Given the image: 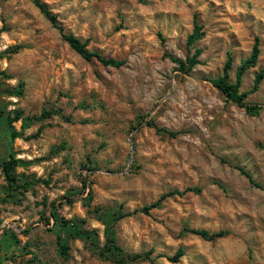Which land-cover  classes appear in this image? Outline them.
<instances>
[{
  "label": "rangeland",
  "instance_id": "374dc122",
  "mask_svg": "<svg viewBox=\"0 0 264 264\" xmlns=\"http://www.w3.org/2000/svg\"><path fill=\"white\" fill-rule=\"evenodd\" d=\"M39 1L65 33L122 65L82 59L32 0H0V98L21 111V137L2 134L3 157L20 163L15 187L0 169V264H120L107 238L154 260L128 264H264V79L252 90L264 68V0ZM194 16L204 35L188 46ZM255 38L258 58L238 89L261 107L250 115L211 80L230 59L234 84ZM195 50L186 74L168 58ZM43 111L52 115L33 122ZM62 221L93 238L71 237ZM185 229L226 235L206 241Z\"/></svg>",
  "mask_w": 264,
  "mask_h": 264
},
{
  "label": "trees",
  "instance_id": "16d2710c",
  "mask_svg": "<svg viewBox=\"0 0 264 264\" xmlns=\"http://www.w3.org/2000/svg\"><path fill=\"white\" fill-rule=\"evenodd\" d=\"M34 5L40 10V12L44 15V17L55 27L62 38V40L67 43V45L82 59L86 61L96 60L99 63H101L104 66H109L113 68H118L122 65V62L114 60V59H108L104 58L100 53L96 51H89L86 48V43L82 42L80 39H78L76 36L72 34H67L63 31V29L58 25V22L56 20V17L52 15L45 7L44 4H42L39 0H32ZM204 33L202 31V26L198 24L196 17H193V28L192 32L187 38V45L191 46L194 43L198 42L202 39ZM18 49V48H16ZM15 50L14 52H16ZM201 51L195 50V52L191 56H187L184 60L174 58L172 56H168V58L175 64H177L180 72L183 73H189L195 65L199 63L198 57L200 56ZM259 55V40L258 38L254 39V44L252 47V50L250 52V55L243 61L240 62L239 66L236 68V77H235V83L232 84L229 81V75L228 70L231 67V61L228 59L223 67V71L221 76L212 79L211 83L229 100H231L233 103L243 107L245 111L250 115H258L261 107L255 104H249L245 102L246 93H239L238 89L241 85V78L243 74L250 68L254 67L257 61ZM264 79V68L259 70V72L256 74L254 81H253V87L252 90H256L259 86V84ZM22 84L19 85L16 89V94L13 95H20L22 93ZM52 115L49 111H43L40 114V117L34 118L33 122L38 123L42 121L45 118H48ZM21 119V111L19 110H7L6 105L4 102H2L0 98V128H1V134L8 133L11 140H14L16 138L21 137V132H18L14 126L13 123ZM147 125L150 127H153L157 133H165L169 137H175L179 134V132L169 131L163 128L157 127L153 122L149 121L147 122ZM20 163L19 160L15 159V157L11 154L7 155V157H3L0 160V169L1 172L8 183L9 186L15 187V183L17 181L16 174L14 173L15 167ZM236 169L245 176L249 183L255 187V188H261V186L256 183L252 176L246 172L243 168L236 167ZM194 192L199 193L200 188H194V189H185L184 191H171L168 193H165L159 197V199L153 203H151L149 206L144 207L142 210H140L143 213H147L150 209L156 208L160 206V203L170 197L173 196H182L187 192ZM91 196V194H89ZM54 217V214H52ZM60 226L66 230H69L73 232L71 237H74L75 235L84 236L86 239H92L93 236L90 234L88 230H84L78 225H73L70 221L60 222ZM184 232L195 235L200 237L203 240L206 241H212L217 238L224 237L226 235L225 231H218L214 233H210L206 230L201 229H185ZM57 248L59 251V254L63 258L68 257V247L65 243V241L58 236L57 237ZM107 253H112L117 258V263L120 264H128L133 263L139 260H148L149 262L153 263L154 260L150 256V252L143 253V254H134L129 255L123 252V250L115 243L114 238H107L106 246H105ZM184 255V250L182 248H179L171 257H168L167 260L171 263H176L179 261V259ZM104 257V254L101 255Z\"/></svg>",
  "mask_w": 264,
  "mask_h": 264
},
{
  "label": "water",
  "instance_id": "95a60500",
  "mask_svg": "<svg viewBox=\"0 0 264 264\" xmlns=\"http://www.w3.org/2000/svg\"><path fill=\"white\" fill-rule=\"evenodd\" d=\"M5 153H6L5 140L2 138L1 128H0V160L3 158Z\"/></svg>",
  "mask_w": 264,
  "mask_h": 264
}]
</instances>
